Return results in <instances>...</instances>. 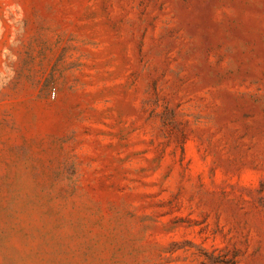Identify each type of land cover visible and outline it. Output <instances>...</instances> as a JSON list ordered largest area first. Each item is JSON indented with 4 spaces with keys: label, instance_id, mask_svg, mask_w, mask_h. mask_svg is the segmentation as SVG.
<instances>
[{
    "label": "rangeland",
    "instance_id": "obj_1",
    "mask_svg": "<svg viewBox=\"0 0 264 264\" xmlns=\"http://www.w3.org/2000/svg\"><path fill=\"white\" fill-rule=\"evenodd\" d=\"M0 264H264V0H0Z\"/></svg>",
    "mask_w": 264,
    "mask_h": 264
}]
</instances>
